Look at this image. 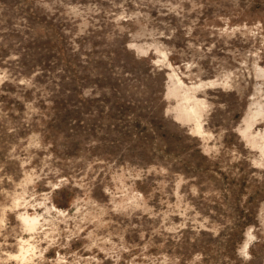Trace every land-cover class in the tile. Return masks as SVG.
Wrapping results in <instances>:
<instances>
[{"label":"rangeland","instance_id":"obj_1","mask_svg":"<svg viewBox=\"0 0 264 264\" xmlns=\"http://www.w3.org/2000/svg\"><path fill=\"white\" fill-rule=\"evenodd\" d=\"M0 264H264V0H0Z\"/></svg>","mask_w":264,"mask_h":264}]
</instances>
